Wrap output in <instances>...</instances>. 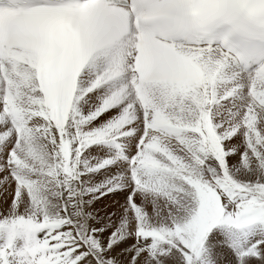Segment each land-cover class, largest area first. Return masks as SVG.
Instances as JSON below:
<instances>
[{"label":"snow or ice","instance_id":"6c2138e0","mask_svg":"<svg viewBox=\"0 0 264 264\" xmlns=\"http://www.w3.org/2000/svg\"><path fill=\"white\" fill-rule=\"evenodd\" d=\"M0 264H264V0H0Z\"/></svg>","mask_w":264,"mask_h":264},{"label":"rangeland","instance_id":"374dc122","mask_svg":"<svg viewBox=\"0 0 264 264\" xmlns=\"http://www.w3.org/2000/svg\"><path fill=\"white\" fill-rule=\"evenodd\" d=\"M103 203H108V201H104Z\"/></svg>","mask_w":264,"mask_h":264}]
</instances>
